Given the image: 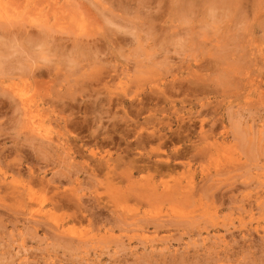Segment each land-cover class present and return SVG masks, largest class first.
<instances>
[{"label":"rangeland","instance_id":"1","mask_svg":"<svg viewBox=\"0 0 264 264\" xmlns=\"http://www.w3.org/2000/svg\"><path fill=\"white\" fill-rule=\"evenodd\" d=\"M0 12V264H264V0Z\"/></svg>","mask_w":264,"mask_h":264},{"label":"bare ground","instance_id":"2","mask_svg":"<svg viewBox=\"0 0 264 264\" xmlns=\"http://www.w3.org/2000/svg\"><path fill=\"white\" fill-rule=\"evenodd\" d=\"M2 16H6V17H7L8 14L3 15V14L0 12V17H2ZM22 99H23V97H22ZM24 100H25V101H24ZM24 100H22V101L25 102V103H24V105H25V104H27V99L24 98ZM22 103H23V102H22ZM31 117H32V116H30V118H31ZM28 122H29V121H28ZM29 125H30L29 127H30L31 129H37V126H38V125H37V126L35 125V123H34L33 120H32V121L30 120ZM39 132H40V131H39Z\"/></svg>","mask_w":264,"mask_h":264}]
</instances>
